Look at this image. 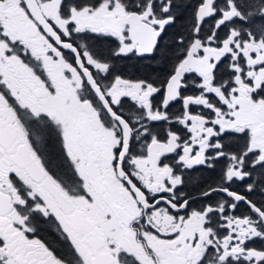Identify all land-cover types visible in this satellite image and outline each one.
Here are the masks:
<instances>
[{"label": "snow or ice", "instance_id": "1", "mask_svg": "<svg viewBox=\"0 0 264 264\" xmlns=\"http://www.w3.org/2000/svg\"><path fill=\"white\" fill-rule=\"evenodd\" d=\"M0 264H264V0H0Z\"/></svg>", "mask_w": 264, "mask_h": 264}, {"label": "trees", "instance_id": "2", "mask_svg": "<svg viewBox=\"0 0 264 264\" xmlns=\"http://www.w3.org/2000/svg\"><path fill=\"white\" fill-rule=\"evenodd\" d=\"M131 74L139 73V74H146L149 69L146 65H135L133 68H130Z\"/></svg>", "mask_w": 264, "mask_h": 264}, {"label": "flooded vegetation", "instance_id": "3", "mask_svg": "<svg viewBox=\"0 0 264 264\" xmlns=\"http://www.w3.org/2000/svg\"><path fill=\"white\" fill-rule=\"evenodd\" d=\"M135 66V64H128L125 66V74H131L130 68Z\"/></svg>", "mask_w": 264, "mask_h": 264}]
</instances>
